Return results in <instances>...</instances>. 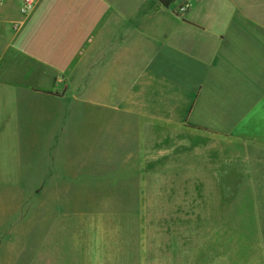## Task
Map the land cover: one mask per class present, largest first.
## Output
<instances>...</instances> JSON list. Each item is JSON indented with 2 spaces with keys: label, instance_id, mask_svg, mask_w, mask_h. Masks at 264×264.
<instances>
[{
  "label": "crops",
  "instance_id": "1",
  "mask_svg": "<svg viewBox=\"0 0 264 264\" xmlns=\"http://www.w3.org/2000/svg\"><path fill=\"white\" fill-rule=\"evenodd\" d=\"M227 1L190 0L180 17L157 0H34L26 16L0 0V190L23 174L20 123L36 111L32 191H58L57 164L81 161L83 113L97 127L83 161L100 171L88 176L129 177L137 192V231L112 261L188 264V235L152 225L218 224L222 193L264 190V8L244 0L229 25ZM5 211L0 250L18 223Z\"/></svg>",
  "mask_w": 264,
  "mask_h": 264
},
{
  "label": "rangeland",
  "instance_id": "2",
  "mask_svg": "<svg viewBox=\"0 0 264 264\" xmlns=\"http://www.w3.org/2000/svg\"><path fill=\"white\" fill-rule=\"evenodd\" d=\"M255 3L264 8V0ZM167 6L182 17L190 8V0H172ZM225 6L228 8L225 24L233 25L239 18L236 8L243 9L244 0H228ZM245 7L251 8L250 0ZM202 18L211 22L206 16ZM35 112L27 111L19 128L23 174L1 186L7 190H0L5 217L18 222L10 247L0 250V264H118L112 261L117 251L115 244L122 239L131 247L138 227L134 220L137 192L131 178L88 176L95 170L84 164L85 144L88 132L97 127L93 121H86L83 113H78L74 130L81 161L76 167L64 159L57 164L59 170L51 183L58 191H32L38 187L33 157L38 154L40 136ZM14 150L17 151V146ZM74 174L77 180H66L73 179ZM253 177L256 178L255 173ZM20 179L23 185L19 184ZM239 187L243 190L222 193L218 224L152 225V229L162 227L169 233H181L183 242L185 234L188 235V264H264V190ZM101 242L104 247L96 251L95 245ZM91 248L96 258L86 262ZM38 254L48 261L38 260Z\"/></svg>",
  "mask_w": 264,
  "mask_h": 264
},
{
  "label": "built area",
  "instance_id": "3",
  "mask_svg": "<svg viewBox=\"0 0 264 264\" xmlns=\"http://www.w3.org/2000/svg\"><path fill=\"white\" fill-rule=\"evenodd\" d=\"M34 6V0H20L19 13L22 16H26ZM8 26L13 31L19 28V23L15 21H9ZM3 23L0 21V30L2 29Z\"/></svg>",
  "mask_w": 264,
  "mask_h": 264
},
{
  "label": "water",
  "instance_id": "4",
  "mask_svg": "<svg viewBox=\"0 0 264 264\" xmlns=\"http://www.w3.org/2000/svg\"><path fill=\"white\" fill-rule=\"evenodd\" d=\"M159 3H161L163 6H167L168 3L172 0H157Z\"/></svg>",
  "mask_w": 264,
  "mask_h": 264
}]
</instances>
